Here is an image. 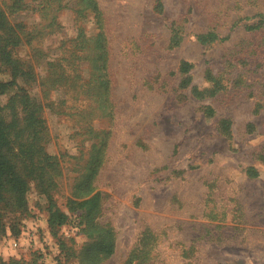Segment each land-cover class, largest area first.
<instances>
[{
	"label": "rangeland",
	"instance_id": "obj_1",
	"mask_svg": "<svg viewBox=\"0 0 264 264\" xmlns=\"http://www.w3.org/2000/svg\"><path fill=\"white\" fill-rule=\"evenodd\" d=\"M96 1L100 22L64 0L59 33L18 49L44 129L11 123L28 190L0 210V264H264V0ZM81 27L103 33L105 69L79 60L77 84L55 71L44 89Z\"/></svg>",
	"mask_w": 264,
	"mask_h": 264
},
{
	"label": "trees",
	"instance_id": "obj_2",
	"mask_svg": "<svg viewBox=\"0 0 264 264\" xmlns=\"http://www.w3.org/2000/svg\"><path fill=\"white\" fill-rule=\"evenodd\" d=\"M82 8L79 13L85 17L93 16L100 22L101 12L96 0H79ZM64 0H11L8 4L0 5V72L7 71L11 75V80L7 83H0V210L3 208H16L23 203L24 195L28 190V180L26 176L18 172L20 169L15 164L11 157L10 141L13 135L11 123L20 119V113L23 114L24 121L28 122L29 127L33 130L34 136H40L44 129L43 105L35 100L34 109L29 106L30 96L28 92L21 87L20 81L23 84L36 81V77L32 73V65H26L21 61V56L18 54L19 47L25 43H29L31 31L38 25H42L47 31L49 37L59 33L57 27L60 25V12L64 9ZM10 11V12H9ZM31 11L37 14L40 22L34 26H27L22 22L12 23L9 18L16 12ZM103 33H99L96 38H91L86 30L82 27L79 29L77 37L71 40L64 55L70 54V58L62 60L57 59L49 63L50 77L44 76V89L47 81L51 82L54 78L53 72H57L55 85L67 86L69 82L73 86L81 79L80 67L76 61L88 59L93 60L97 57L100 62V67L104 65L105 59V44L103 41ZM77 42L76 46H74ZM94 56V57H93ZM70 60L69 68L64 67L63 61ZM77 65V67H76ZM105 69L104 66L100 68V72ZM186 65L184 70H188ZM98 72V71H97ZM72 74V75H68ZM46 78V79H45ZM88 82L84 84H88ZM83 84V83H82ZM56 86V87H57ZM13 87H19L22 94L18 93L6 105H2L1 97L5 95ZM46 92V90H44ZM21 110V112H20ZM25 122V123H26ZM41 129V130H40ZM40 147V145L38 144ZM36 146V149L39 147ZM99 195L84 201L81 205L87 206L89 204L97 203ZM1 222V215H0ZM52 219H50V223ZM65 221H62L63 225ZM53 225V224H52ZM107 253L113 252V243L106 242L103 248Z\"/></svg>",
	"mask_w": 264,
	"mask_h": 264
}]
</instances>
